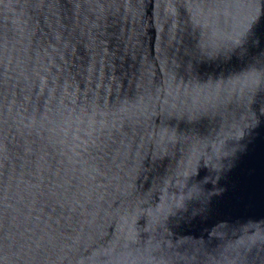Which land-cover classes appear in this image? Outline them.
Segmentation results:
<instances>
[{
	"label": "water",
	"instance_id": "obj_1",
	"mask_svg": "<svg viewBox=\"0 0 264 264\" xmlns=\"http://www.w3.org/2000/svg\"><path fill=\"white\" fill-rule=\"evenodd\" d=\"M0 264H264V0H0Z\"/></svg>",
	"mask_w": 264,
	"mask_h": 264
}]
</instances>
